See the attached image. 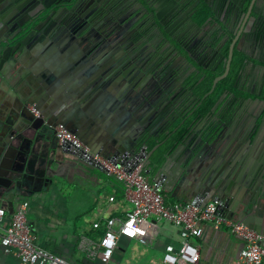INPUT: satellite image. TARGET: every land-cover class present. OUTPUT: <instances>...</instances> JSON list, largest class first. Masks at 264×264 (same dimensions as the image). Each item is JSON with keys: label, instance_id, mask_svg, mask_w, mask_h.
Here are the masks:
<instances>
[{"label": "water", "instance_id": "water-1", "mask_svg": "<svg viewBox=\"0 0 264 264\" xmlns=\"http://www.w3.org/2000/svg\"><path fill=\"white\" fill-rule=\"evenodd\" d=\"M31 2L33 4L29 6L27 4L28 7L25 5L19 14L14 11V17H12L13 13L4 14L0 8L1 83L8 82L5 69L11 67L18 60L22 62L25 57L30 55V52L34 55L41 53V56H44L46 60H55L58 69L62 72L61 75L65 78L64 82L68 84V92L62 94L61 101H56V104L63 108L62 111L59 110L63 114V118L59 119L62 123H65L74 110L81 105L84 110L89 109V106L97 108L96 102L91 100L92 96L94 94L103 96L107 90L111 89L114 93V102L119 107H123L126 112L124 118L131 122L138 121L145 131L142 134L125 133V135L116 137L110 131L112 135L104 136L102 140V148L108 149V151L113 149L111 150L113 155L109 157H126L133 159L135 163L141 162L142 172L150 174L154 171L160 172L165 160L178 149H184L187 155L197 149L194 155L195 159L201 158L200 162H203V159L208 161L209 168L206 171L200 169L204 174L194 179L192 189L189 191V198H186L187 201L199 205L205 199H218L221 210L225 211L228 217L234 218L237 215V219L243 221L250 228L264 232V201H262L264 192V144L256 145V140L260 138L259 131L264 125V112L262 114L256 113L258 105L260 103L264 105V56L261 59L263 65H260L261 72L257 82L253 83V78L248 83L244 82L243 84V81L241 82L243 92H251L257 95L255 99H245L249 101V105L242 119H235L234 110L222 112L219 109L214 114V120L209 122L201 133H189L184 139L176 142L172 149L162 152V148L172 140L173 133L187 117L193 114L200 103L199 98L193 95L192 90L185 84L188 75L179 77L176 71L172 72L171 65H174L175 62L177 64L178 61L159 60L157 66L160 69L163 68L165 72L168 71L171 75L170 79L162 82L154 74L145 73L144 68L137 66L136 62L131 60H83L85 56L82 53L83 51L86 52L88 47L83 48V44H79L78 40L86 34L93 21L98 19L97 14L85 12L81 15L83 17L76 14L71 16L73 7L79 3V0H52L49 2L47 0H31ZM169 2L171 7H166L163 12L160 13L158 7L154 5L151 13L156 24L159 25L158 29L162 39H164L165 33L169 38L175 40L180 47H183L179 36H185L187 30L184 29V24L196 22L193 16L199 0H169ZM190 2L188 8L182 7L183 10L180 8ZM260 2L264 3V0L227 1L228 5L240 11L242 17L249 19L254 26L250 30L243 27L234 34L235 38L230 44L228 55L224 60V72L214 78L211 89L204 94V97L211 93L216 83L228 74L235 48L234 42L241 38L259 39L264 47V12L261 11L262 9L260 10ZM63 3L67 5L58 7L59 4ZM0 4L3 6L4 0H0ZM147 7H151V5L147 3ZM147 7L138 18L135 27H138L144 18L139 19L143 15H147ZM167 10L168 12H166ZM64 14H67L68 17L64 18ZM169 14L172 21L170 20L171 24L167 26L166 15ZM69 17L72 20L74 17L75 22L79 20L78 23L81 22L85 26L76 35L72 34V40L76 41L74 44L64 46L58 41V37L55 38L53 33L65 29L64 26L67 25ZM173 31L176 36H173ZM51 38L55 42H59L60 49L66 56L64 60H74L75 69H78V71L75 70L77 72L76 78L69 72V63L59 61L60 55L53 47ZM165 39L164 41L171 44L167 37ZM44 42H49L51 48H44ZM171 45L176 52L179 50L178 46L173 43ZM236 48L239 49L237 46ZM181 57L185 58L182 54ZM246 62L247 60H244V66L237 81L241 75L242 77L246 75ZM255 66L254 64L253 67ZM192 67L197 73V67L195 65ZM252 73L253 70L250 71V74ZM72 79H75L74 84H71ZM49 81L53 87H62L63 89L64 82L59 81L53 74L49 77ZM168 92H171L167 97L168 99L157 105L159 98L166 96ZM186 95L192 100L191 103L186 101ZM39 96L42 104L47 103L46 94L39 93ZM223 96H220L215 107ZM65 100H70V102L66 104L64 103ZM125 103H127L126 106ZM22 105L25 107L24 103ZM35 108L39 111L40 116L37 117L31 113L33 118L24 126L27 130L26 133H23V129H17L15 132V130L0 128V192L18 189L27 182L38 183V190L43 186V177L34 176L27 171V167L31 163L30 143L33 141V137L42 136L46 130L44 125L51 129L55 125L48 117L52 115L51 111L56 108L49 105L48 110L44 113L39 107ZM104 112L105 110L100 111V120L105 116ZM178 115L184 119L172 129L168 127L164 131L163 137H157L156 129L165 127L168 120H173ZM152 139L156 143L150 147ZM61 148L64 152L106 172L98 163L86 158L82 152L74 150L69 143H62ZM105 155L108 154L105 152ZM192 162V160L187 164L181 162L176 172L191 171L197 174L199 171L192 167ZM258 180L262 181V188H259ZM10 205L12 206V202ZM13 212L14 208L10 207V214Z\"/></svg>", "mask_w": 264, "mask_h": 264}, {"label": "crops", "instance_id": "crops-1", "mask_svg": "<svg viewBox=\"0 0 264 264\" xmlns=\"http://www.w3.org/2000/svg\"><path fill=\"white\" fill-rule=\"evenodd\" d=\"M227 1L211 0L214 7V18L218 21L223 19L220 23L226 25L234 20L241 28L244 27L249 19L242 17L240 11L234 15V11ZM259 5L260 10L262 9L261 11L264 12V3L260 2ZM51 42L60 55L59 61H67L70 66L69 72L76 78L78 69H75L74 60H64L66 56L61 51L59 42H55L53 39ZM236 42L239 47L238 51L242 52L247 60L246 75H243L242 78L243 84L244 82L248 83L251 78H253V83H256L261 72L260 65H263L261 59L264 56V47L259 39L241 38ZM50 45L49 42H44V48L50 49ZM55 62V60H46L44 56H41V53L34 55L30 52V55L25 57L22 62L18 60L11 67L5 69L8 82H0V128L15 130V132L17 129H23V133H26L27 130L24 126L33 118L31 107H39L44 113L48 110L49 105H53L56 109L51 111L52 115L48 118L54 124L61 123L73 132H79L93 151L102 155H105L106 152L108 155L105 156L113 155L112 148L110 151L102 148L103 137L112 135L110 131L115 134L114 137L125 135V133L142 134L145 131L138 121L131 122L124 118L126 112L123 107H119L114 102V93L111 89L107 90L103 96H99V94L92 96L91 100L96 102L97 108L89 106V109L84 110L81 105L74 110L65 123L60 122L59 119L63 118V114L59 110L62 111L63 108L58 106L56 101H61L62 94L68 92V84L64 82L65 78L61 75L62 72ZM254 64L255 67H253ZM137 66L141 67L139 63ZM251 70H253L252 74H250ZM51 74L59 81L64 82L63 89L62 87H53L49 81ZM71 82L74 84L75 79H72ZM39 93L46 94L47 103L40 102ZM170 93L159 98L157 105L166 101ZM244 93L246 95L239 100L240 104L234 110L236 120L242 119L246 113L249 101L245 99L257 98L254 93ZM185 98L186 101H191L188 95ZM96 99L97 101H95ZM69 102L70 100H65L64 103L68 104ZM22 103L25 104V107H22ZM88 105L90 104L88 103ZM103 110H105V116L100 120L99 114ZM263 112L264 105L260 103L256 113L262 114ZM179 119L180 115L174 117L173 120H168L165 127L156 129L157 137H163L164 131L168 127L170 129L175 127ZM207 119L204 118V120ZM98 120L100 122H97ZM213 120L214 117L210 119V121ZM44 126L46 130L42 136L33 137L34 139L30 143L31 163L27 167L29 173L44 178L42 188L38 190V183L27 182L18 189L0 192V207H6L10 212V207L15 210L21 201L29 200L30 209L27 221L39 245L55 250L67 260L68 264H95L87 258L82 250L81 239L83 237L92 239L89 232L93 222L99 217H123L130 206L124 200L110 201L109 197L116 194V186L111 180V176L87 164L82 159L64 152L53 130ZM194 133L198 134L197 131ZM259 137L256 140V145L264 144V125L259 131ZM155 143L156 141L152 139L150 145ZM196 152L197 149L187 155L184 149H178L165 160L160 172L154 171L150 174L143 172V174L149 181L161 183L165 200L187 201L186 198H189V191L192 189L194 179L204 174L200 169L206 171L209 168L208 161L203 159V162H200L201 158L195 159ZM190 160L193 161L192 167L198 169L197 174L191 171L176 172L181 162L187 164ZM81 161L84 164H80ZM101 174H105V176ZM258 182L259 188H262V181L258 180ZM262 201H264V192ZM10 202H12V206ZM223 212L227 214L225 211ZM234 218L237 219V215ZM177 240V230L168 222L160 219L143 221L136 237L130 238L123 235L119 238L118 248L110 263L123 264L131 258L139 257L141 260L138 261V264H162L165 245L170 242L176 243ZM195 240L199 247L200 264H236L239 252L243 247L242 239L231 231L226 228L215 229L208 223L199 225V234ZM131 243H137L140 247L145 246L148 249V254L141 252L137 255L132 251L124 254L121 249ZM0 264H19L15 255L4 251L1 243ZM96 264H104V262L100 261Z\"/></svg>", "mask_w": 264, "mask_h": 264}, {"label": "built area", "instance_id": "built-area-1", "mask_svg": "<svg viewBox=\"0 0 264 264\" xmlns=\"http://www.w3.org/2000/svg\"><path fill=\"white\" fill-rule=\"evenodd\" d=\"M31 113L40 116L35 107H31ZM52 129L60 145L69 143L74 150L82 152L102 166L108 175L119 180L123 184V200L130 206L123 217H99L94 221L93 228L104 227L103 234L97 239H81L80 246L91 262L111 264L121 236L136 237L143 221L160 219L175 227L178 235L176 243L165 245L162 264H200L195 239L201 223H208L215 229L226 228L242 239L243 247L236 264H264V232L228 217L221 210L218 199L209 198L199 205L190 201H167L161 183L146 178L141 162L95 152L79 132H73L64 124L56 123ZM114 199V196L109 197L110 201ZM29 209V200L21 201L12 214L6 207H0V243L4 251L15 255L19 264H68L55 250L38 244L28 225Z\"/></svg>", "mask_w": 264, "mask_h": 264}, {"label": "flooded vegetation", "instance_id": "flooded-vegetation-1", "mask_svg": "<svg viewBox=\"0 0 264 264\" xmlns=\"http://www.w3.org/2000/svg\"><path fill=\"white\" fill-rule=\"evenodd\" d=\"M147 3L151 7H147ZM27 4L29 6L33 2L31 0H9L8 2L4 0V5L0 6V8L4 11V14H14V11L19 14L21 9ZM190 4L191 2L180 8H188ZM61 5L67 4H59L58 7ZM154 5L158 7V11L161 13L171 4L169 0H79V3L73 7L71 16L74 14L81 16L85 12L88 14L93 12L97 14L98 18L88 27L86 34L78 40L79 44H83V48L85 46L88 47L86 52L83 51L82 53L85 56L83 60H131L136 62V64L139 63L145 69V73L154 74L162 82L170 79L171 75L168 71L165 72L163 68L160 69L157 66L159 60L178 61L177 64L175 62L174 65H171V70L172 72L176 71L179 77H184L185 75L189 77L193 73L205 75L206 71L216 70L219 64L226 59L228 52L225 56L223 53L224 48L227 46L229 50V46L235 38L234 34L243 28L234 20L228 25L221 24L220 21H223V19L218 21L214 18V7L211 0H199L193 16L196 22L184 24V29L187 30L185 36H179L183 47H180L175 40L164 33V36L170 40L171 44L178 46L179 52H176L170 43L164 41L165 37L164 39L161 37L158 29L159 25L156 24V20L151 13ZM146 7L148 9L147 15H143L139 20L144 19L138 27H135L138 18L145 12ZM204 7L209 14L204 21L200 22L198 16ZM232 10L234 15L238 12L236 8L233 9L232 7ZM14 16L15 14L12 15V17ZM63 17L66 18L68 15L64 14ZM70 17L67 19V25L64 26L66 27L65 29L57 30V33H53L55 38L58 37V41L64 46L74 44L76 41L72 40V34L76 35L85 26V24L82 25L80 22L81 27L78 23L79 20L75 22L74 17L73 20ZM80 19L82 20V18ZM170 20V14L166 15L167 26L171 24ZM253 26L254 24L248 21L244 27L250 30ZM173 36H176L174 31ZM234 46L233 54L238 51L236 48L237 42H234ZM181 54L185 58H182ZM193 65L197 67V73L193 70ZM242 78L241 75L239 80L234 82V86L241 91ZM231 93L235 94L233 91ZM226 94H228V90L224 91L222 95L225 96ZM191 102L192 100L189 101V103ZM213 115L204 116L193 126L190 133L195 131L201 133V129L209 123L210 119L214 117ZM204 118L208 119L204 120ZM183 119L180 117L178 124Z\"/></svg>", "mask_w": 264, "mask_h": 264}, {"label": "trees", "instance_id": "trees-1", "mask_svg": "<svg viewBox=\"0 0 264 264\" xmlns=\"http://www.w3.org/2000/svg\"><path fill=\"white\" fill-rule=\"evenodd\" d=\"M208 14L209 13L205 7L201 9L198 16L199 21H204ZM227 52L228 47L226 46L223 50L225 56L227 55ZM244 60V54L240 51H235L227 76L220 79L216 83L213 91L205 97L204 94L211 89L214 78L224 71V61L219 64L216 70L206 71L205 75L193 73L186 79L185 84H187V86L191 88L193 95L199 98L200 103L196 107V110L194 111L193 115L186 118L184 122L179 126V128L173 133L172 140L169 141L162 148V152L172 149L175 146L176 142H179L184 139L185 136H187L191 132L193 126L204 116H211L212 114H215L216 111H218L219 109H221L222 112H230L232 110L237 109L238 105L240 104L239 100L243 99V96L246 95V93L241 90H238V88L234 86V82L235 80H237L238 75L244 66ZM226 90H228V94H226L219 102V104L215 107L216 102ZM232 91L235 92V94H232ZM152 146L153 145L151 144L150 147ZM101 175L105 176V174ZM111 180L116 186V194L114 195V198L118 201L123 200V184L119 180L115 179L113 176H111ZM103 232L104 227L95 229L92 226L89 234L92 239H97V237L102 235Z\"/></svg>", "mask_w": 264, "mask_h": 264}, {"label": "rangeland", "instance_id": "rangeland-1", "mask_svg": "<svg viewBox=\"0 0 264 264\" xmlns=\"http://www.w3.org/2000/svg\"><path fill=\"white\" fill-rule=\"evenodd\" d=\"M80 164H84V163L81 161ZM121 251L124 254L128 251H132L133 253H136L137 255L141 252L148 254V249L145 246L140 247L137 243H131V244H129V246L122 248ZM140 260H141V258H139V257L138 258H131L128 260L127 263H123V264H138L139 263L138 261H140Z\"/></svg>", "mask_w": 264, "mask_h": 264}]
</instances>
